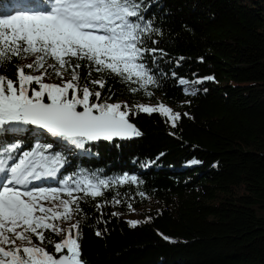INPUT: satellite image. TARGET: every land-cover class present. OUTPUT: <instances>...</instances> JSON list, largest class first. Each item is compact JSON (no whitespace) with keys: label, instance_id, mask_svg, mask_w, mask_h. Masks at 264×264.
Here are the masks:
<instances>
[{"label":"trees","instance_id":"16d2710c","mask_svg":"<svg viewBox=\"0 0 264 264\" xmlns=\"http://www.w3.org/2000/svg\"><path fill=\"white\" fill-rule=\"evenodd\" d=\"M139 2L141 15L159 30L142 45L157 51L141 61L157 83L140 89L138 83L93 72L88 79L103 76L105 86H87L101 92L93 101L121 103V110L144 101L163 104L180 113L176 126L158 112H130L140 136L87 142L80 149L20 125L21 132L0 131V152L19 143L21 149L13 153L19 157L37 143L52 144L45 155L66 162L46 187H62L68 176L94 183L137 177L135 183H109L99 197L75 193L83 197L82 213L57 221L67 228L79 221L83 264H264V0ZM0 5L7 14L39 6L37 0H0ZM30 59L13 60L0 73L15 80V65ZM80 63L84 85L87 68ZM137 214L141 223L133 228L127 217ZM45 236L60 241L49 231ZM44 247L54 252L52 245Z\"/></svg>","mask_w":264,"mask_h":264},{"label":"snow or ice","instance_id":"6c2138e0","mask_svg":"<svg viewBox=\"0 0 264 264\" xmlns=\"http://www.w3.org/2000/svg\"><path fill=\"white\" fill-rule=\"evenodd\" d=\"M37 3L38 7L11 14L5 13L0 5V70H6L13 60L32 59L31 63L15 65V80L0 73V131L17 133L23 131L17 126H34L83 149L87 142L140 136L142 133L129 122L130 112L133 115L137 111L158 112L172 122V127L176 126L180 113L163 104L158 107L140 104L133 110L123 105L125 110H121V103L93 101L92 97L100 99L101 92L91 91L87 86L88 83L100 89L105 86L103 76L88 79L93 72L138 83L140 89L157 83L141 61L145 53L157 51L142 45L146 37L159 34V30L141 15L139 0H37ZM80 62L87 68L84 85L79 84ZM65 73L70 79H64ZM53 75L62 83L44 82L46 76ZM179 82L188 83L183 79ZM131 91L138 89L133 87ZM21 147L13 143L0 152L6 154L0 159V264H83L79 221L71 223L67 230L57 221L68 222L82 213L79 203L83 197L75 193L99 197L103 195L101 189L109 183H135L137 177L124 175L114 181L100 179L94 183L87 177L76 180L68 176L62 187H30L41 178H55L66 161L59 155H45L52 144L37 143L32 150L14 156ZM9 161L18 162L9 165ZM128 223L135 228L141 221ZM46 231L63 238L59 242L47 239ZM96 235L102 233L97 231ZM34 238L38 243H34ZM45 243L52 245L54 252H48Z\"/></svg>","mask_w":264,"mask_h":264},{"label":"rangeland","instance_id":"374dc122","mask_svg":"<svg viewBox=\"0 0 264 264\" xmlns=\"http://www.w3.org/2000/svg\"><path fill=\"white\" fill-rule=\"evenodd\" d=\"M32 62V59H30V60H27V62L26 63H31ZM33 73L34 74H37V75H39L40 74V72H38V71H36V70H34L33 71ZM64 79L65 80H67V79H69V77L68 76H64ZM44 82L45 83H57V84H59V83H62V81L59 79V78H51V77H48V76H46L45 78H44ZM184 85V87H185V89H187V92L188 93H190V92H192L193 91V88H192V86L191 85H188V84H183ZM159 103H161L162 101H158ZM141 104H143V105H145V106H151L152 107V105L154 104V102H141ZM46 133V132H45ZM45 133H43V134H45ZM43 135H40V137H42ZM50 178H41L40 180H36V181H33V185L32 186H40V187H43L45 184H48L47 183V181L49 180ZM30 187H31V185H30ZM139 218H140V215L139 214H137V215H132V216H128L127 217V219L130 221H137V220H139ZM60 227H62V228H64L65 230H67V227L66 226H60ZM58 237L60 238V240H62V238H63V235H58Z\"/></svg>","mask_w":264,"mask_h":264},{"label":"water","instance_id":"95a60500","mask_svg":"<svg viewBox=\"0 0 264 264\" xmlns=\"http://www.w3.org/2000/svg\"><path fill=\"white\" fill-rule=\"evenodd\" d=\"M130 122V121H129ZM131 123V122H130ZM133 124V123H132ZM134 125V124H133ZM135 126V125H134ZM136 136H133L131 138H125V139H120V138H115L113 141H122V142H128V141H131L135 138ZM103 142H109V141H104V140H101Z\"/></svg>","mask_w":264,"mask_h":264},{"label":"bare ground","instance_id":"6f19581e","mask_svg":"<svg viewBox=\"0 0 264 264\" xmlns=\"http://www.w3.org/2000/svg\"><path fill=\"white\" fill-rule=\"evenodd\" d=\"M32 186V185H31Z\"/></svg>","mask_w":264,"mask_h":264}]
</instances>
